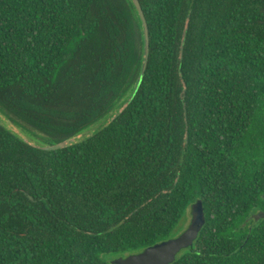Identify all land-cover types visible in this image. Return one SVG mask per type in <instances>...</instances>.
I'll return each instance as SVG.
<instances>
[{"label":"trees","instance_id":"16d2710c","mask_svg":"<svg viewBox=\"0 0 264 264\" xmlns=\"http://www.w3.org/2000/svg\"><path fill=\"white\" fill-rule=\"evenodd\" d=\"M139 2L143 76L132 0H0V113L40 138L0 124V264H112L198 199L172 264H264V0Z\"/></svg>","mask_w":264,"mask_h":264},{"label":"water","instance_id":"95a60500","mask_svg":"<svg viewBox=\"0 0 264 264\" xmlns=\"http://www.w3.org/2000/svg\"><path fill=\"white\" fill-rule=\"evenodd\" d=\"M135 10L141 21L144 33V64L142 67V76L147 67L149 54V29L145 18L144 11L139 0H132ZM66 142L60 144L48 145L41 147L44 150L52 151L62 149L66 146ZM256 221L264 219V212L259 211L253 215ZM206 224V216L203 201L198 199L190 207V220L187 227L176 237L156 243L143 251L131 254L126 257H118L111 260L112 264H172L175 262L179 254L184 250L191 248L198 239L199 234Z\"/></svg>","mask_w":264,"mask_h":264},{"label":"rangeland","instance_id":"374dc122","mask_svg":"<svg viewBox=\"0 0 264 264\" xmlns=\"http://www.w3.org/2000/svg\"><path fill=\"white\" fill-rule=\"evenodd\" d=\"M114 115H112L110 118L104 120L96 129L92 128V129H90L87 132H83V133L77 135L75 138H73L70 141V143L78 142V141H81L84 138L88 137L89 135H91V133H93L94 131H97L99 129V127H101L104 124H106L112 117H114ZM0 124H2L4 127H6L13 134H15L17 137L21 138L25 142L30 143L32 145H40V142H39L40 138L38 137L39 134L35 133L32 129H30L29 127L25 126L23 123L22 124L20 123L19 125H16L13 122L9 121L6 117H4L0 113ZM189 220H190V216H189V219L186 221V223H184V224L182 223V225L180 227V228H182V231L187 227V225L189 223Z\"/></svg>","mask_w":264,"mask_h":264}]
</instances>
